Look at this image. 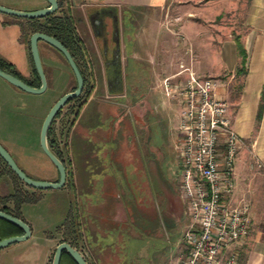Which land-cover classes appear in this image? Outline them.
Returning a JSON list of instances; mask_svg holds the SVG:
<instances>
[{"label": "crops", "instance_id": "crops-1", "mask_svg": "<svg viewBox=\"0 0 264 264\" xmlns=\"http://www.w3.org/2000/svg\"><path fill=\"white\" fill-rule=\"evenodd\" d=\"M234 3L235 0H64L63 6L73 17L77 39L85 44L86 38L93 50L97 40L90 12L113 7L117 13L120 85L108 87L107 82L115 75L106 72L107 63L93 52L90 58L94 59L91 74L95 86L66 128L71 168L66 161L65 183L49 187L57 188L51 192L72 193L67 199L66 218L75 210V197L81 239L91 264H175L187 250L184 231L189 215L177 189L180 103L161 84L164 76L189 59L181 37H188L195 48V70L218 78V91L227 96L233 125L244 139L235 161L236 186L230 199L234 202L245 196L252 211L264 203V106L257 119L264 87V0H247L244 15L239 18L242 24L237 23L240 27L234 24ZM109 20L107 14L101 16L105 26ZM110 31L108 24L109 34ZM236 33L247 50L244 74L237 73L241 56ZM203 35H208L207 40ZM39 48L47 87L40 92L28 91L0 75V126L9 118L5 114L7 107L17 114L10 120L14 121L13 129L19 131V115L29 113L36 121L39 93L50 91L51 106L71 89L74 71L65 55L44 39L39 40ZM0 56L11 61L23 77L36 80L21 23L15 15L3 11ZM79 64L84 70L85 60ZM233 79L242 81V87L233 85ZM6 141L0 135V142L7 147ZM37 188L41 196L48 187H34ZM24 203L21 215L30 223L32 236L35 225L26 217ZM44 229L47 244L42 250L25 248L30 236L17 240L19 243L12 248L27 250L19 252L12 264H47L55 238L47 227ZM262 232L257 230L252 243L240 248L237 264H264ZM244 239L232 243L224 252L225 258L237 251L234 248L241 246ZM0 264H6L1 254Z\"/></svg>", "mask_w": 264, "mask_h": 264}, {"label": "built area", "instance_id": "built-area-1", "mask_svg": "<svg viewBox=\"0 0 264 264\" xmlns=\"http://www.w3.org/2000/svg\"><path fill=\"white\" fill-rule=\"evenodd\" d=\"M179 65L161 80L180 103L178 189L189 215L187 250L175 264H237L235 252L226 258L224 252L249 235L252 221L249 200L230 199L244 139L233 125L227 96L218 91V78L201 75L184 61Z\"/></svg>", "mask_w": 264, "mask_h": 264}, {"label": "rangeland", "instance_id": "rangeland-1", "mask_svg": "<svg viewBox=\"0 0 264 264\" xmlns=\"http://www.w3.org/2000/svg\"><path fill=\"white\" fill-rule=\"evenodd\" d=\"M0 2L18 8L31 9L37 6H41L40 4L45 3L46 1L45 0L44 1L0 0ZM246 5H247V0H235L234 3L235 14H233L234 15L233 20H234V24L238 27H240V25H238L237 23H239L240 21L239 18L242 15H244V10H246ZM57 9L58 11H61V9L59 8ZM236 16H238V18ZM203 37L204 40H207L208 35H203L202 38ZM180 40H184L183 42L185 45V52L189 57V59L187 58L184 60V64L185 66H190L192 65L193 59L196 57L195 48L193 44L189 41L188 37H186L185 39L181 37ZM180 67L181 66L179 65V68ZM186 73L187 70L185 69L182 75H185ZM204 75H209V74H204ZM213 76L216 77V75ZM237 81H238L237 79H233L231 83H233V85H236ZM75 84H76V75L74 73V81L73 84L69 86V88H72ZM48 92L50 93L49 90H46L41 94L39 93L38 97L40 99V108H38L39 114L36 115L35 122L33 121L35 118L30 116L29 113H26L24 116L19 115V118L21 117L20 123L22 127L19 131L13 129L14 121L10 120L12 118H15L17 114L13 113V108L11 109L10 106L9 108L7 107L5 110V114L6 116L9 117L8 120H10L11 123L10 122H9L10 124L7 123L8 120L7 122L6 120H3L4 123H2L0 126V135L4 136L7 139V141L5 142L7 148H9L10 152L13 154L17 162L21 164V166H23L28 172L39 175L44 178H48L50 176L56 178L58 177L57 167L54 164V162L50 159V157L45 153L40 141L41 125L46 113L50 108L49 105L52 102L50 96H48L49 94ZM89 94L85 97L87 98ZM83 97H84V93L82 95L80 93L78 97L66 102L63 105L60 114L56 116L53 122L57 138L59 139V141H61L60 145L62 146L63 149V155L65 157V160L67 161V165L70 168H71V161L69 160V155L67 152L66 128L67 126L71 125V122L74 120L75 116L77 115L78 112H75V110L77 108L78 102ZM158 99L160 101L162 100V94L160 93V91H158ZM61 128L62 129L65 128V130L61 131L60 130ZM63 141L65 142L63 143ZM171 155H174V153L171 152ZM13 185H14L13 177L11 175L4 174L0 182L1 192H8L9 190H12ZM23 185L28 189L35 190L33 186H30L28 184H23ZM51 189H57V188L48 187L46 188L44 194H41L40 196V192L37 188L35 191L38 193L40 197L35 201H26L24 203L25 215L35 225V232L33 233L32 236H30L27 239V241H29L30 243L25 248L31 251H41L42 248L47 244L46 231L44 229L46 227H47V232L52 233V235L55 238L52 246L51 256L48 259L47 264H52V258L56 244L60 241L64 233L68 232L69 230L68 228H66V226L64 227L63 222H66V224H70L69 220L73 219V221H77V219L80 216L78 215L77 212L78 206L76 205L75 202L76 200L75 197L73 196V200H74L73 206L75 208L73 213L76 214V218H74V214L72 215V217L71 215L70 217H67L68 219L65 217V214L67 212V199H69V197L71 196L72 194L71 192L69 193L68 192L66 193V191L58 192L57 190H53L56 192H51L52 191ZM177 189H178V184H177ZM257 230L263 231L261 238H264V203L258 204L257 207L253 208L250 234L243 240V242L239 244L241 246H236L234 248L235 250H237L234 252L236 253V258L238 260L241 255L240 248L243 245L246 247L247 245L252 243L254 239L253 235L255 232H257ZM81 231H82V226H81ZM16 243L19 242L13 241L0 248V254L4 256V262H6V264H12L13 262L17 261L18 253L19 252L23 253V251L25 252L27 250V249L24 250L25 248L23 247L15 248V249L12 248L14 245H16ZM85 252L88 255V257H90L89 252L87 251ZM20 258L24 259L23 256Z\"/></svg>", "mask_w": 264, "mask_h": 264}, {"label": "water", "instance_id": "water-1", "mask_svg": "<svg viewBox=\"0 0 264 264\" xmlns=\"http://www.w3.org/2000/svg\"><path fill=\"white\" fill-rule=\"evenodd\" d=\"M47 1L49 2L48 4L31 9L18 8L0 2V11L14 15H19V16H29V17L41 16L56 10L59 6L58 0H47ZM40 39H44L45 41L51 43L53 46H55L65 55L76 75V80H77V84L74 88L69 89L64 93H62L52 103V105L50 106L48 112L46 113L43 119L40 130V141L42 148L44 149L45 153L50 157V159L54 162V164L57 166L59 171V178L57 180H53L48 178L35 177L28 174L26 170L20 166V164L17 162L13 154L2 142H0V155L7 161V163L12 167V169L18 174V176L22 178L26 183L39 188L60 187L66 181L67 167L63 159L51 149L48 142V130L54 117L56 116L58 111L63 107V105L70 98L79 95L83 90L85 78L81 71V68L79 67V64L77 63L69 47H67V45H65L61 39L46 31L34 30L31 32L29 37L30 50L34 65L40 76V80H41L40 84L39 85L31 84L22 77L10 73L2 69L1 67H0V75H2L10 82L14 83L15 85L25 90L33 91V92L43 91L47 87V76L44 70L40 48H39ZM0 217L6 218L8 220L17 223L23 229V232L1 237L0 248L13 241L21 240L31 235L32 233L31 225L25 218L16 215L14 213H11L7 210H4L2 208H0ZM63 249H67L79 264H88L85 254L78 247H76L66 239L60 240L57 243L52 258V264L61 263Z\"/></svg>", "mask_w": 264, "mask_h": 264}, {"label": "trees", "instance_id": "trees-1", "mask_svg": "<svg viewBox=\"0 0 264 264\" xmlns=\"http://www.w3.org/2000/svg\"><path fill=\"white\" fill-rule=\"evenodd\" d=\"M58 1H59V7L58 8L61 9V11H58V9H56L55 11L46 14L44 19H43V22L37 28L39 30H43V31H46L48 33H51V34L55 35L56 37H58L59 39H61L63 41V43L65 45H67V47H69V49L73 53L77 63L79 64L78 58L75 55L74 50L72 49V42L78 36L77 30L75 27V23H74V20H73V17L71 15L70 11L63 6L64 1L63 0H58ZM235 40H236L238 52L241 56L240 64L237 67V73L244 74L247 71V68L245 66V62L247 59V50H246V47H245L243 40L241 39V35L239 33L235 34ZM27 41H28L29 55L31 58L32 67H33V71L35 73L36 80H31V79H27V78L23 77L11 61H9V60L1 57V56H0V67L4 70L10 72V73H13V74H16V75L22 77L23 79H25L27 82H29L31 84L39 85L40 81H41L40 76H39L38 71H37V69L34 65V62H33L29 40H27ZM79 67L81 68L80 64H79ZM81 71L83 73L82 68H81ZM242 84H243V82L238 80V82L236 83L235 86L237 88H240V87H242ZM75 85L72 88H74ZM89 93H90V91H88L87 93H84V97L87 96ZM82 94H83V92H81V95ZM76 97H78V95L70 98L68 101H70ZM84 97L81 98V100L78 102L75 112H78L79 108L81 107V105L86 100V97H85V99H84ZM263 106H264V87L261 91L259 108H258V112H257V119H259L262 115ZM61 109L58 111L56 116H58L60 114ZM56 116L54 117V119L56 118ZM54 119H53V121L49 127V130H48V142H49L51 149L57 155H59L63 159V161L66 163L65 157L63 155L62 146L60 145V141L57 138V135H56V132L54 129V125H53ZM57 171H58V168H57ZM26 172L28 174H30L28 171H26ZM4 174H8V175H11L13 177L14 185H13V189L9 190L8 192H1V190H0V208L7 210L11 213H14L16 215L22 216L21 215V205L26 201H35L36 199L39 198V195L35 190L28 189V188L24 187L23 184H28V183H26L22 178H20L18 176V174L12 169V167L7 163V161L0 155V182H1L2 176ZM30 175H32V174H30ZM58 178H59V171H58L57 179ZM28 185H30V184H28ZM30 186H32V185H30ZM77 212L79 215V210H77ZM73 214L74 213L71 212L68 215V217H70V215L72 217ZM74 218H76V214H74ZM69 223L70 224H66V222H63L64 227L66 226V228H68L69 230H68V232L64 233V235L62 236V238L60 240L66 239V240L70 241L73 245L78 247L85 254V257L87 259L88 264H91V261H90L88 255L86 254L85 249L83 248V243H82V239H81L82 231H81L80 218H78L77 221H73V219H71V220H69ZM20 232H23V229L20 225H18L17 223H15L11 220L0 217V238L11 235V234L20 233ZM60 264H79V263L77 262V260L73 257V255L67 249H63Z\"/></svg>", "mask_w": 264, "mask_h": 264}, {"label": "flooded vegetation", "instance_id": "flooded-vegetation-1", "mask_svg": "<svg viewBox=\"0 0 264 264\" xmlns=\"http://www.w3.org/2000/svg\"><path fill=\"white\" fill-rule=\"evenodd\" d=\"M48 3L49 2L46 0V4ZM104 14H107V16L110 17L109 22L107 21L106 23L107 26H105V22L101 21V16H103ZM45 15L34 16V17L15 15L19 20V22L21 23V28L23 29V33L25 35L26 41L29 40L30 33L32 31L39 30L37 27L43 22ZM90 21L93 26L94 36L97 40L96 44H94V50L89 46V44L86 41V38H85V44L81 40L77 39V37L75 38L72 44V49L74 50L75 55L78 58V61L81 62L82 59L83 61L85 60V69L83 70L85 81H84L83 90L81 91L83 93H86L88 91L91 92V90L95 86V80L93 75L91 74L94 68L92 67V63L94 59L90 58L92 57L93 52H98L100 54V57H102L105 63H107L106 72L107 71L108 73L112 72L115 75L114 77H112V80L107 82L108 87L113 88L120 85V82L117 81V76L120 73V66L118 64V59H117V55H118L117 13L116 11L113 10V7H102L101 9H93L90 12ZM108 24H111L110 34L108 32ZM29 44H30V40H29ZM80 54H82V57H80ZM76 84H77V80H76ZM64 142L65 141H63V143Z\"/></svg>", "mask_w": 264, "mask_h": 264}]
</instances>
